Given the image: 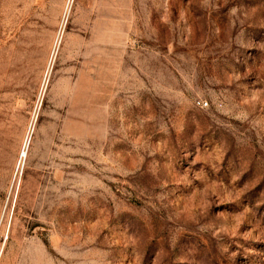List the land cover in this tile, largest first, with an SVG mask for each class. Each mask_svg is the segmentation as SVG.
<instances>
[{
    "label": "rangeland",
    "instance_id": "rangeland-1",
    "mask_svg": "<svg viewBox=\"0 0 264 264\" xmlns=\"http://www.w3.org/2000/svg\"><path fill=\"white\" fill-rule=\"evenodd\" d=\"M0 264H264V0H0Z\"/></svg>",
    "mask_w": 264,
    "mask_h": 264
},
{
    "label": "built area",
    "instance_id": "built-area-1",
    "mask_svg": "<svg viewBox=\"0 0 264 264\" xmlns=\"http://www.w3.org/2000/svg\"><path fill=\"white\" fill-rule=\"evenodd\" d=\"M205 104V103H204Z\"/></svg>",
    "mask_w": 264,
    "mask_h": 264
}]
</instances>
